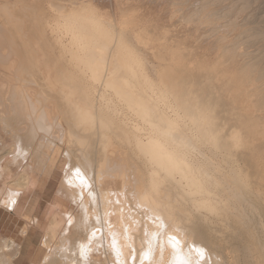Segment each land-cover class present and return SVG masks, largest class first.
<instances>
[{
  "label": "bare ground",
  "instance_id": "1",
  "mask_svg": "<svg viewBox=\"0 0 264 264\" xmlns=\"http://www.w3.org/2000/svg\"><path fill=\"white\" fill-rule=\"evenodd\" d=\"M138 1H115L110 16L101 0H0L14 64L0 85L33 124L64 122L59 191L79 211L51 202L39 263L264 264V28L239 22L258 1L166 0L157 26ZM252 45L263 49L241 48ZM16 153L29 163L0 188L12 211L37 186L36 152ZM19 221L22 237L39 224ZM13 245L2 241L0 264Z\"/></svg>",
  "mask_w": 264,
  "mask_h": 264
},
{
  "label": "rangeland",
  "instance_id": "2",
  "mask_svg": "<svg viewBox=\"0 0 264 264\" xmlns=\"http://www.w3.org/2000/svg\"><path fill=\"white\" fill-rule=\"evenodd\" d=\"M101 1L104 4V6L108 7V9H107V10H109L108 13L110 14V16H112L111 14L113 13V11H115L118 8V6L116 5V4H118V3H116L117 0H114V1L113 0H106V1L101 0ZM142 1L143 2H141V0H139L138 3L136 2V4H135V2L134 3L132 2L133 4L131 3V7L133 8L136 5V7L140 6V7L144 8L147 5L148 8H147V6L145 7V9L146 8L147 9L145 11L146 14H144V18H146V21L149 20L151 22V24L156 25V26L159 23L162 25L163 23L167 22V19H168L167 15L169 13L168 12L169 9H167V7L168 8H170V7L167 6V7L164 8V6H166V5H168L170 3L168 0H167L168 4H167V2L163 3V1H166V0H162V1L160 0L161 3L160 2L158 3L155 0H154V2H153V0H149V1L142 0ZM151 1H152V3H150ZM257 1L258 2L253 3L251 5V6H253L251 9L249 8V14L248 15H250V17L247 16V13H248L247 9H246L247 12H246V10L243 11V13L240 12L241 13V17L239 15V17H240L239 22L240 23H244V22L248 23L245 26V28H247V27H251V28H262L263 27L264 28V9H263L264 8V6H263L264 0H263V2H261V0H257ZM140 2L142 3V5H141ZM155 2H156L157 5L155 4ZM112 4L115 7L117 6V8L112 6ZM164 10H166V11H164ZM164 12H168V13H164ZM245 17H247V18H245ZM240 20H242V22ZM177 24L179 25L180 23H177ZM241 25H243V24H241ZM183 26H185V25L182 24V26H181V24H180L179 28L181 27L180 29L182 30V28H184ZM0 36H3V35L1 34ZM5 38L9 39L6 36H5ZM5 38L3 36L2 39H5ZM208 41L204 40V42H203V40H202V42L200 41V43L202 45H206L205 43H207ZM263 43L264 42H262V43L258 42L257 45L258 44L259 45H264ZM2 46H0V75H1V73H3V71H5V68H7V67L13 68L14 67L13 63L11 64L10 62H7V60H9V58L11 56H13L12 55V51H11V50H13V48H11V46L8 45V47L5 46V48L7 47L9 49H4V45H2ZM254 46L255 45H252V47L254 49L251 48V46H248L249 49H248V47H244V48L241 47V48H242V50L245 49L244 51H246V52H251V50L253 51V50H255V47H257V46H255V47ZM258 47L256 49L262 50L264 48V46H263V48H262V46H258ZM10 48H11V50H10ZM260 48H262V49H260ZM3 50L6 51V52L4 51L6 54H3V52H2ZM15 67H16V65H15ZM149 75L151 76L152 72H149ZM151 77H153V76H151ZM9 82H10L9 79H6V80L3 79L2 85H0V144H1V146H0V160L3 159L4 160L3 163H5L7 161V157H8L7 155L8 154L11 155V154L14 153V151H15V149H14L15 145L14 144L16 142L14 140H12V139H13V135H15V133H16V136L18 134H21V136L18 135V137L20 139L19 141L21 142V144L26 146L29 152H31V150H32V154L33 155L36 152L35 154L39 157V158H37V156H35L36 159H38L37 162L40 163V164H38L36 161L35 162L37 163V165L34 163V165H36V166H34L35 167L34 171H36V172H34V173H36L34 176L36 178L35 180H37L36 181L37 186L32 190L31 193H27L26 195H23L18 201V207L20 209L23 208V211L24 210L28 211L29 212V214H27V215H29L28 217L36 218L39 221L38 227H41V228H37L34 225H31L29 227V229L30 228L31 229L30 230L28 229V232H27V234H28L27 236L34 240V247L29 252L28 256H29V258H31L34 261V262H32V264H38V262L40 261L42 255L45 256L46 251H47V249L44 250L42 248L41 239H42V236H43L44 227L46 226V223H47V222H45L46 221V214H48L49 212H51V210L54 209L53 206L52 207L50 206L52 204L51 202H53V200L55 202H58L57 200H59V203L61 202L60 204H62V206L65 207V209L69 210L70 213L72 212L73 215H77V213L79 212L77 206H75V203H73V201L70 198H68L67 194H65L66 193L65 190L61 189V173L62 172H60L59 170H63V167L61 166L62 165L61 164V160H62V157H63L62 156L63 155L62 154L63 153L62 150L64 151V146H63L64 142L62 141L64 139H62L61 137H63L62 133L63 132L65 133V131H66V126H65L63 121H61V123H60V121L58 120L59 122L57 123L54 120L53 124H55V122H56L55 128H53L50 131L49 129L44 127V125H42V128H41V127L37 126L36 124H33V121L30 120V119H32V117L31 116L29 117L27 115V113L24 111V109H21L22 108V103H19V101H17L18 98H15L14 92L9 87ZM7 90H8V93H7ZM9 91H10V93H9ZM9 109H10V111H9ZM16 110H18L19 113L16 112ZM21 112H22V115H20ZM24 113H26V114L23 116ZM23 118H25V119L23 120ZM46 122L47 123H45V124L48 125L49 124L48 121H46ZM4 123L8 124V127H10L11 129H9L7 127L5 128L3 126ZM23 127L25 129H23ZM20 128L22 129L21 131H20ZM41 129H43L45 131V133L41 132V131H43ZM60 130H61V132H60ZM38 131H40V132H38ZM43 133L45 135L47 134V136L46 137L43 136ZM52 133H54L55 135H53ZM26 134H27V137H26ZM28 135L31 136V137H29ZM32 138H33V140H32ZM48 138H50V139H48ZM23 139H24V141H23ZM27 139L30 140V141H28ZM45 139H46V141H45ZM50 140H52V141H50ZM55 142H56L57 146H58V143L60 142V145H59L60 147H58V150H59V148L62 149V147H63L62 150L60 149L61 151L59 150V152H58V150L56 149L57 146L55 145ZM29 144H30V146H27ZM33 144H34V148H33ZM52 145H53V147H52ZM49 146H50V148H49ZM54 148H55V150H57L56 152L53 151ZM46 149L49 150L50 154L48 153V151ZM43 151L45 152V154H44ZM57 152H58V154H57ZM47 153H48V156H47ZM51 153H54V155L51 154ZM56 154L57 155L60 154L58 156V159L56 158L57 157ZM51 155H53L54 157L56 156L54 158L56 163H54V164L57 165V166L53 165L52 168L48 164V163H50L49 162L50 159H47L48 157L50 158ZM18 158H21V157H18ZM26 159H27V157H26ZM40 159H42L43 162H44L43 166H46L44 168V170H42L43 166H40V165H42L41 163H43L42 160H40ZM57 161L59 163V166H58ZM16 164L21 165L22 164L21 159H18ZM54 168L56 169V172H54L55 171ZM12 169L15 171L16 168H12ZM46 169H48L47 170L48 172L46 171ZM50 169H51V171H49ZM41 170H42V173H41ZM14 178H15V176L13 178H11V179L5 180L6 177H4L0 173V188H2L1 186L4 183V180L10 184V182L13 181ZM5 186H6V184H5ZM59 190H62L65 193L60 192ZM63 194L66 197H63ZM32 206H34V208ZM28 209H30V211ZM75 211L77 212L76 214H75ZM7 214H9V215H7ZM0 220H1V222L4 221V223H2L3 227L0 229V246L2 245V241L1 240L5 239V238H15L16 243H21L20 241H22L23 239H21L20 237L17 236V229L20 226L21 222L19 221L20 219L17 217V215L13 214V213H10V212H8V211H6V210L1 208L0 209ZM27 236L25 237L26 239L28 238ZM71 236H72V238L73 237L74 238L77 237L78 236L77 231H76V234H74V236H73V234H70V238H71ZM70 241H73V240L70 239ZM15 250H16V248H14V249L12 248V250L9 251L10 254L7 252L6 255L7 256L13 255ZM92 255H93V257L95 256L94 258H98L96 256H99L100 259L99 258L98 259L99 260H103V257L100 254H98L96 251H93ZM43 259H44V257L42 258V260ZM13 264H17V262L13 261Z\"/></svg>",
  "mask_w": 264,
  "mask_h": 264
},
{
  "label": "crops",
  "instance_id": "3",
  "mask_svg": "<svg viewBox=\"0 0 264 264\" xmlns=\"http://www.w3.org/2000/svg\"><path fill=\"white\" fill-rule=\"evenodd\" d=\"M5 128L7 127V128H9V129H11L10 127H8V124H5L4 123V125H3ZM14 129V128H13ZM17 138H18V136H16V133H15V135H13V139L12 140H14L16 143L14 144L15 145V151H14V153L13 154H8L7 156V159H9V160H7L9 163L7 164V166L9 165L10 167H12V168H16L15 169V171L11 168V170H10V168H9V171H10V173H11V177L13 178L15 175V178L18 176V168H19V166L20 165H18V164H16V160H17V158H18V156H17V146H18V143H20V145L22 146V147H25V149H27V147L26 146H24L23 144H21V142L19 141L18 142V140H17ZM19 139V138H18ZM0 146H1V144H0ZM14 154H15V156H14ZM14 157H16V158H14ZM12 156V157H11ZM11 157V158H10ZM13 158V159H12ZM14 159H16L15 160V162L13 163V165H12V163H11V160L13 161ZM18 159H21V161H22V165H23V163H29L28 162V159H26V158H24L23 156L21 157V158H18ZM24 160H27V161H24ZM3 159H1L0 160V167H2L3 166ZM6 161V162H7ZM24 161V162H23ZM3 164H2V163ZM15 164V165H14ZM4 167V166H3ZM2 167V168H3ZM18 167V168H17ZM0 172H1V174H2V171L0 170ZM35 175V173H33V176ZM14 178V179H15ZM36 179V178H35ZM4 182H6L5 180H4ZM3 185H5L4 183H3ZM7 187V186H6ZM5 188V187H4ZM2 190H3V186H2V188H1ZM0 189V190H1ZM33 190V189H32ZM32 190H30L29 192H26L25 194H22V195H26L27 193H31V191ZM0 192H2V191H0ZM22 195L20 194L19 196H18V199H17V202H16V205H15V210L13 209V211L12 210H6V209H4V208H2V209H4V210H6V211H8V212H10V213H15V214H17V216L19 217V219H20V216L22 215V214H25V215H27V214H29V212L28 211H26V210H24L23 212H22V210L23 209H20L19 207H18V201H19V199L22 197ZM2 196H0V198H1ZM25 198V197H24ZM17 206V207H16ZM1 209V208H0ZM18 210V211H17ZM16 211H17V213H16ZM26 211V212H25ZM22 213V214H21ZM7 215H9V214H7ZM29 216V215H28ZM2 223H4V221H2L1 222V220H0V229L3 227V224ZM39 225V224H38ZM20 226H21V224H20ZM20 226L18 227V229H17V236L18 237H20L21 239H23L22 241H21V243H16V240H15V238H11V239H13V242H14V245L13 246H15V248H17V250L16 251H14V254H15V252H16V257H15V259H14V261H16L17 262V264H32V262H34L31 258H29V256H28V254H29V252L32 250V248L34 247V240L32 239V238H30V237H28L27 235L28 234H26V236L28 237L27 239L25 238V237H22L21 235H20V233H19V231H20ZM35 226V225H34ZM35 227H38V226H35ZM29 229V228H28ZM31 229V228H30ZM29 229V230H30ZM28 232V231H27ZM16 236V237H17ZM7 238H5V239H3V240H6ZM3 240H1V241H3ZM19 247V248H18ZM13 249H14V247H13ZM18 253V254H17ZM44 257V255H42V257H41V259H40V263H41V261H43L42 260V258ZM38 262V264H40Z\"/></svg>",
  "mask_w": 264,
  "mask_h": 264
},
{
  "label": "snow or ice",
  "instance_id": "4",
  "mask_svg": "<svg viewBox=\"0 0 264 264\" xmlns=\"http://www.w3.org/2000/svg\"><path fill=\"white\" fill-rule=\"evenodd\" d=\"M12 203L14 204V203H15V201L13 200V201H12ZM9 210H11V207H9Z\"/></svg>",
  "mask_w": 264,
  "mask_h": 264
}]
</instances>
